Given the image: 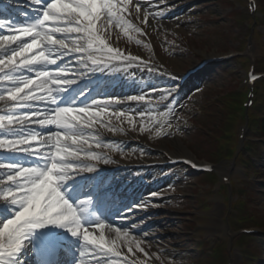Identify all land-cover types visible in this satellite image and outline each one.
<instances>
[{
	"label": "snow or ice",
	"instance_id": "1",
	"mask_svg": "<svg viewBox=\"0 0 264 264\" xmlns=\"http://www.w3.org/2000/svg\"><path fill=\"white\" fill-rule=\"evenodd\" d=\"M14 3L0 0V17L7 11L0 18V264H147L142 240L122 231L123 223H106L148 204L135 197L138 181L103 167L118 163L105 149H120L101 136L132 123L117 110L125 101L101 84L105 73L128 74L133 65L157 72L110 42L115 29L143 34L129 18L133 9L140 18L141 0H24L29 10ZM150 15L163 18L145 11L142 22ZM156 91L126 100L151 105ZM159 100L171 101L168 111L139 110L141 132L148 119L161 125L157 136L166 134L175 95Z\"/></svg>",
	"mask_w": 264,
	"mask_h": 264
},
{
	"label": "rangeland",
	"instance_id": "2",
	"mask_svg": "<svg viewBox=\"0 0 264 264\" xmlns=\"http://www.w3.org/2000/svg\"><path fill=\"white\" fill-rule=\"evenodd\" d=\"M135 1L136 0H132L133 5ZM188 1L198 3L197 5L194 4L195 9H193V11H188L186 8L184 10H177L178 0H150L149 3H146V7L147 9L149 8L150 14L157 12L163 13V18L157 17L156 21L150 15V20L154 21L156 25L152 26L149 32L151 33L158 53L168 65L178 68L179 70H184L192 66L202 57L211 54L218 55L232 49H239L243 46L244 39L250 32L244 27L234 28L237 26L233 24V18H231L230 15V5L226 2L220 3L212 0ZM240 5L241 4L238 3L239 8ZM144 6V4L141 5V8L144 9ZM143 16L144 15H140V18L137 19L133 9V15L129 18L132 20L133 24L147 28V23L142 22ZM163 20L165 23H163ZM117 33H119L118 36ZM129 36H132L133 39L130 40L128 38ZM137 40L141 41V43L137 44ZM142 40L140 33L130 32L125 34L120 29L113 30L111 35V41L115 47L137 53L147 52V47L145 43H142ZM254 42L255 57L258 58L260 55L263 56L264 60V48L259 45L258 40ZM239 62V60L231 61L229 64L219 67L218 71L213 72L215 75L216 73L219 74L215 83L218 88L224 87L226 92H230L234 89L237 77H240L243 71V67L240 66L241 62ZM168 93L169 91H166L165 94ZM207 95L210 97L216 95L213 88L207 89L204 92L201 91L200 95L195 94L191 96L189 98L190 101L187 100L184 102V105H182L183 110L178 111L174 118H170L169 116L167 118L168 122L163 125V132L166 134L157 136L156 132L161 128V125H153L148 119H145L143 123L149 130L141 132V121L139 118H134V116H132V123L130 126L127 124L120 125V127H122L124 131L135 132L142 138L150 140L156 147H159L164 142L167 149L171 152L176 149L175 143H172L175 138L172 132H175V134L179 136L177 139H180V144L184 148V152H181V154H188V150L195 157H198L196 151L200 148V142L204 141L205 143V138H208L209 130H214L215 126L203 116L197 117L193 121L194 124L186 123L183 121L186 118V114L182 115V112H192L193 102L196 100L202 101ZM187 96L188 94L180 93V95H177V98L184 100ZM162 112L165 111L158 110L155 113L158 114ZM181 121L182 124H180ZM169 124L171 125L170 127ZM192 125L198 126L197 131L191 128ZM124 131L116 133L120 134ZM118 152L119 153L115 152V154L126 160H131L133 157L139 158L147 156L144 152L140 154L141 148L135 146H129L126 153H122L121 151ZM155 156H157V154H155ZM202 160L207 159L203 158ZM260 169H262L259 173L260 182H254L255 185L252 186L253 189H250L249 194L257 195L256 201H259L257 216L260 226L264 229V188L262 184H260L264 182V165H262ZM179 172L180 171H178V173ZM176 174L177 171H171L167 176L176 177ZM182 176L184 177L183 181L186 182L181 188L183 197L177 198L176 196L168 195L166 192H163V196L159 197L158 202L155 204L156 206L183 208L187 213H192L193 210H197V204H200L196 201V196L198 195L197 188L200 186L205 188L206 181L196 177L188 178L186 175H181V178ZM222 208L221 206H217L214 209L211 207L206 211L208 218L211 219H204V226H206L204 229L207 230L208 233H213L215 231L214 228L217 227V225L212 220L219 218V215L223 214ZM214 213L216 214L210 215ZM169 216L171 215L166 212L152 215L149 218L134 223L136 226L135 228L139 230L138 232L129 231L132 235L142 240L145 250L149 253L147 264H197L198 252L196 244L193 243L187 233L189 226L185 225L183 222H171L167 219ZM152 218L157 221L153 226H148L145 222ZM128 230H131V227L128 228ZM223 251L226 252L225 250ZM136 255L140 259H145L142 253L137 252ZM157 256L159 259L156 258ZM234 262L235 259H233V263Z\"/></svg>",
	"mask_w": 264,
	"mask_h": 264
},
{
	"label": "trees",
	"instance_id": "3",
	"mask_svg": "<svg viewBox=\"0 0 264 264\" xmlns=\"http://www.w3.org/2000/svg\"><path fill=\"white\" fill-rule=\"evenodd\" d=\"M221 100L222 101L224 100L223 105L222 106H217V110L218 111L216 113L214 112L212 114L213 119H214L213 122L219 123V125H221L220 127H222V125L224 124L225 113L227 112L228 109L231 108V103H232V99H231L230 95L224 96L223 99H221ZM214 105H216V103ZM263 129H264V126H263ZM213 149H214L213 146L211 144H209L204 149L205 154H207L209 156L214 155Z\"/></svg>",
	"mask_w": 264,
	"mask_h": 264
},
{
	"label": "bare ground",
	"instance_id": "4",
	"mask_svg": "<svg viewBox=\"0 0 264 264\" xmlns=\"http://www.w3.org/2000/svg\"><path fill=\"white\" fill-rule=\"evenodd\" d=\"M211 55H213V54H211ZM175 141L176 140L172 141V143H175V146H176L175 152H180L181 150H183V148L181 147V145L179 144L178 141H176V142ZM162 147H163V149L166 148L165 144H162Z\"/></svg>",
	"mask_w": 264,
	"mask_h": 264
}]
</instances>
